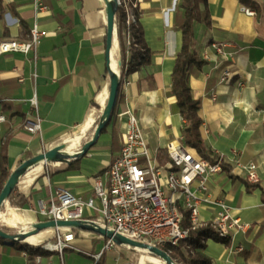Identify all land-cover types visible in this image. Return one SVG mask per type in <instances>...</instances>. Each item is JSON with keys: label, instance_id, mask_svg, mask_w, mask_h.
<instances>
[{"label": "crops", "instance_id": "obj_1", "mask_svg": "<svg viewBox=\"0 0 264 264\" xmlns=\"http://www.w3.org/2000/svg\"><path fill=\"white\" fill-rule=\"evenodd\" d=\"M182 2L145 0L140 5L139 23L152 52L151 63L124 78L115 116L84 155L38 164L20 178L12 194H19L27 203L17 207L9 199L1 211L5 217L0 215L2 227L12 234L26 232L23 225L42 221L39 202L49 200L58 189L84 200L96 197L94 178L105 179V172L119 155L127 112L138 117L154 164L168 167L167 145H185V121L172 92V73L182 48V32L176 25V11ZM45 4L48 9L38 18L42 37L36 52L0 56V114L6 117L0 130V148L9 136L11 173L77 135L76 147L63 152L71 156L81 153L93 139L110 96L107 0H46ZM208 6L211 24L195 26L196 50L206 63L201 70L194 69L189 78L192 96L201 102V135L206 147L224 156L232 168L236 160L257 163L260 181L248 191L246 179L232 175V169L211 177L213 198L225 201L232 217L246 228L232 232L228 248L208 240L204 253L211 264H264V0H208ZM242 6L255 9L257 16H247ZM35 19L32 0H1L0 41L27 40ZM212 45L223 47V54ZM120 63L116 35L110 67L120 73ZM225 71L232 74L230 82L222 81ZM33 98L37 108L31 107ZM30 115H38L42 121V130L36 135L24 128ZM90 120L93 122L83 132ZM219 211L215 204H203L201 224H213ZM91 214L86 211L87 219L97 220ZM6 219L16 224L10 225ZM66 231L48 228L16 244L0 239V264H25L24 244L42 247ZM71 231L75 241L65 252L66 264H85L100 254L102 264H166L146 251H105V236ZM47 253L42 258L61 264L58 253Z\"/></svg>", "mask_w": 264, "mask_h": 264}, {"label": "built area", "instance_id": "obj_2", "mask_svg": "<svg viewBox=\"0 0 264 264\" xmlns=\"http://www.w3.org/2000/svg\"><path fill=\"white\" fill-rule=\"evenodd\" d=\"M144 1L135 0L126 8L128 25L138 21L137 14L140 13V5ZM45 2L46 0H32L36 19L29 38L23 41L16 39L0 41V56L6 54L27 56L36 52L42 37L38 18L48 9ZM122 6V0H118V7ZM241 10L249 17L257 16L253 8L242 6ZM212 46L219 54H223V47ZM231 79L232 74L225 71L222 81L230 82ZM23 81L21 79V82ZM213 100H216V94L213 95ZM30 104L32 108H37L35 98L30 100ZM125 115L127 120L121 151L105 172V179L94 178L96 197L84 200L68 190L58 189L49 200L39 202L38 212L42 218L40 222L90 221L94 226L111 231L114 236L121 235L162 249L167 245L179 246L181 241L188 238L189 229L183 226L184 212H189L190 225L196 228L202 225L201 206L212 203L220 209L213 225L222 236L245 230L246 225L232 217L226 202L214 199L211 194L209 180L223 171L221 162L212 164L194 149L180 142H170L166 147L170 163L167 168H160L154 164L138 117L132 112ZM4 122L6 117L0 114V130ZM24 128L29 134L36 135L42 130V121L38 115H30ZM258 171L257 163L236 160L231 174L243 177L255 185L260 181ZM86 211H91V215L97 220H88ZM35 223L26 226L25 231L31 230ZM74 241L75 235L68 229L66 232H60L53 242L44 244L42 249L58 253L61 264H66L65 252L73 247ZM124 248L142 251L118 245L114 239H107L105 251ZM102 255L93 256L92 260L85 264H101ZM22 256L25 264H52L42 256L31 259L26 251Z\"/></svg>", "mask_w": 264, "mask_h": 264}, {"label": "trees", "instance_id": "obj_3", "mask_svg": "<svg viewBox=\"0 0 264 264\" xmlns=\"http://www.w3.org/2000/svg\"><path fill=\"white\" fill-rule=\"evenodd\" d=\"M134 1L122 0L123 6L118 7L115 13V24L121 52V76L118 98L112 118L115 116L116 107L121 98V88L124 78L138 71L140 67L150 64L152 59V52L146 44L143 28L139 23L140 14H137L138 21L136 23L127 24L126 8ZM197 23L211 24L208 0H183L182 5L176 11V25L182 32V48L177 55L172 73V92L177 98V107L185 121L183 131L185 145L195 149L200 156L212 164L221 162L223 170L229 171L232 169V166L226 163V158L206 147L200 131L203 124L199 116L201 102L193 98L189 86V78L192 71L194 69L201 70L206 63L196 50L195 26ZM107 73L110 74L109 70ZM10 141L11 138L7 136L0 148V194L12 174L8 169V147ZM246 187L248 191H252L256 187V184L246 182ZM10 201L17 207H23L27 203V200L19 194H12ZM183 226L189 229L188 238L181 241L179 246L167 245L162 248L171 257L174 264H211V261L204 253L208 240L221 243L227 248L232 245V236H222L213 224L192 228L189 221V212H184ZM2 230L12 234L4 226ZM21 248L28 252L31 259L48 254L41 246L24 244ZM100 262L102 264V258Z\"/></svg>", "mask_w": 264, "mask_h": 264}, {"label": "water", "instance_id": "obj_4", "mask_svg": "<svg viewBox=\"0 0 264 264\" xmlns=\"http://www.w3.org/2000/svg\"><path fill=\"white\" fill-rule=\"evenodd\" d=\"M118 8V0H107L106 10H107V52H106V59L108 61V70L111 77V84H110V96L108 100V104L103 111V116L95 129L93 139L86 143L83 147L81 153H78L74 156L67 155L63 151L67 149L66 144L58 146L52 150L44 152L38 156H35L24 163H22L16 171H14L10 178L8 179L2 193L0 194V215L2 208L4 207L5 203L10 199L12 193L16 189L20 178L25 176L28 170L38 164L41 163H50L55 161H63L68 160L71 158H79L84 155L88 149H90L99 139L100 135L102 134L103 130L109 124L112 119V113L115 109L119 86H120V73L115 71L110 67V51L115 41V37L117 35V28L115 24V13ZM48 228H66V229H79L84 231H90L94 233H98L102 236H105L108 239H114L118 245H126L133 248H138L142 251H146L160 259H162L166 264H174L171 257L163 250L155 246H151L149 244L137 242L131 239H128L124 236L117 235L114 236L113 233L105 228L100 226H94V224L90 221H43L38 222L33 225V228L27 232H21L18 234H9L2 230V226L0 225V239L5 242H11L15 244V242L22 241L27 239L33 235L38 234L42 230Z\"/></svg>", "mask_w": 264, "mask_h": 264}, {"label": "bare ground", "instance_id": "obj_5", "mask_svg": "<svg viewBox=\"0 0 264 264\" xmlns=\"http://www.w3.org/2000/svg\"><path fill=\"white\" fill-rule=\"evenodd\" d=\"M93 122V120H90L87 124V126L83 129V132L90 127L91 123ZM80 140V135H77V136H74L72 138H69L67 141H66V144H67V148L68 150L72 151L76 145H77V142ZM1 217L3 219H5V217L3 215H1ZM6 221L10 224V225H15L16 223L11 220V219H6ZM22 228H24V230L27 228L26 225H23ZM164 264V263H163Z\"/></svg>", "mask_w": 264, "mask_h": 264}, {"label": "rangeland", "instance_id": "obj_6", "mask_svg": "<svg viewBox=\"0 0 264 264\" xmlns=\"http://www.w3.org/2000/svg\"><path fill=\"white\" fill-rule=\"evenodd\" d=\"M13 231H14V230H13ZM16 231H17V230H15L14 232H16ZM10 232H11V231H10ZM14 232H13V233H14Z\"/></svg>", "mask_w": 264, "mask_h": 264}]
</instances>
